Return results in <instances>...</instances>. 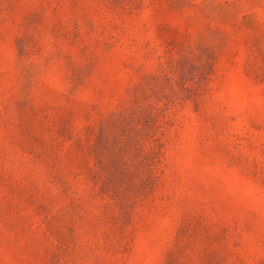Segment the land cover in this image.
Listing matches in <instances>:
<instances>
[{
  "label": "rangeland",
  "instance_id": "374dc122",
  "mask_svg": "<svg viewBox=\"0 0 264 264\" xmlns=\"http://www.w3.org/2000/svg\"><path fill=\"white\" fill-rule=\"evenodd\" d=\"M0 264H264V0H0Z\"/></svg>",
  "mask_w": 264,
  "mask_h": 264
}]
</instances>
